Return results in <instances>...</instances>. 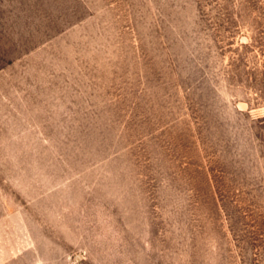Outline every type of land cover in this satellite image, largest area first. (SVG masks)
Returning a JSON list of instances; mask_svg holds the SVG:
<instances>
[{
    "label": "rangeland",
    "instance_id": "374dc122",
    "mask_svg": "<svg viewBox=\"0 0 264 264\" xmlns=\"http://www.w3.org/2000/svg\"><path fill=\"white\" fill-rule=\"evenodd\" d=\"M0 264H264V0H0Z\"/></svg>",
    "mask_w": 264,
    "mask_h": 264
}]
</instances>
